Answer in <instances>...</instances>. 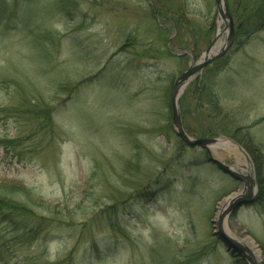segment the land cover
<instances>
[{
	"label": "rangeland",
	"instance_id": "1",
	"mask_svg": "<svg viewBox=\"0 0 264 264\" xmlns=\"http://www.w3.org/2000/svg\"><path fill=\"white\" fill-rule=\"evenodd\" d=\"M226 4L235 29L253 20L251 33L192 80L182 124L193 139L241 145L260 191L264 24L252 15L264 0ZM228 37L215 0H0V190L17 187L46 222L29 243L0 221V264L72 251L74 264H248L216 234L244 183L186 146L172 113L176 81ZM43 107L48 117L32 112ZM210 150L246 173L243 159ZM227 227L264 264V204Z\"/></svg>",
	"mask_w": 264,
	"mask_h": 264
},
{
	"label": "water",
	"instance_id": "2",
	"mask_svg": "<svg viewBox=\"0 0 264 264\" xmlns=\"http://www.w3.org/2000/svg\"><path fill=\"white\" fill-rule=\"evenodd\" d=\"M220 15V19L224 22L227 29H229V37L227 42L222 45V47L217 50L216 54H213V44L205 52L199 62L193 63L189 66L188 70L184 72L181 77L176 81L174 86V94L172 98V113L174 120V127L177 136L181 141L190 148H201L205 149L208 153V162L218 167L220 171L224 174L229 175L233 179L241 181L244 183L243 191L239 195L232 197L228 200L224 208L222 209L218 222H217V236L222 244L227 248L228 252L232 254H237L238 256L244 258L248 264H258L257 256L254 251L244 244L238 238L232 236V233L228 230L227 222L232 214L238 211L244 206L251 205L258 194V186L256 184V176L254 173V167L252 160L246 151L236 142L230 141L234 144L239 151L245 156L246 161L250 165V171L240 172L236 167H232L222 163L220 160L216 159L211 153L210 147L215 145L219 140L217 139H193L184 130L182 124V115L180 111V100L193 79L197 77L198 73H201L208 65L212 64L214 61L224 57L229 50L232 48L235 40V27L232 20V16L228 10L226 0H215ZM246 169V168H245Z\"/></svg>",
	"mask_w": 264,
	"mask_h": 264
},
{
	"label": "trees",
	"instance_id": "3",
	"mask_svg": "<svg viewBox=\"0 0 264 264\" xmlns=\"http://www.w3.org/2000/svg\"><path fill=\"white\" fill-rule=\"evenodd\" d=\"M262 14L260 13L261 10H256V12H254V14L252 15V18H257L259 17V24L261 26V24H264V10H262ZM251 18V17H250ZM250 20V21H249ZM248 22H246L245 24H243L239 30H238V37L243 34V35H247L249 36L251 32H244V29L248 28L250 26V23L253 22V20L249 19ZM258 24V25H259ZM256 27V29H254L252 32L257 31V29L260 27ZM32 112H36L37 114H39V116H44L48 117V115H50L49 110L46 109V107L43 108H37L35 111ZM6 113V110L5 112ZM35 113V114H36ZM13 143H15V141H10L9 143H6V145L16 148V145H13ZM17 187H12L10 189H4V190H0V221L2 224H6L8 227H10L12 229L13 232L15 233H21L20 234V240L21 241H25V242H32L34 240V238L43 233V231L46 229V222L44 225V216L42 213H38L36 212L34 209V207H31L30 205H28L27 203L23 202L21 203L20 198V193L21 190L15 189ZM40 205L39 208H44V204L41 203L40 201H38ZM257 204H264V187L261 186L260 187V191H259V195L258 198L255 201ZM116 207H111L108 208L104 211V215L105 214H112V215H116L117 209ZM93 248L97 249V244H93ZM1 248H0V260H1ZM74 260H75V255H74V251H72L71 253H69L68 255H66L65 259L62 260L59 263H55V264H74ZM236 261V260H235ZM245 263L244 260H240L238 259L235 263L239 264V263Z\"/></svg>",
	"mask_w": 264,
	"mask_h": 264
},
{
	"label": "bare ground",
	"instance_id": "4",
	"mask_svg": "<svg viewBox=\"0 0 264 264\" xmlns=\"http://www.w3.org/2000/svg\"><path fill=\"white\" fill-rule=\"evenodd\" d=\"M222 45H223L222 42H219L218 44H216L215 48L213 49V54H216L217 50H219L222 47ZM211 148H213L215 150L221 149L225 152V154L236 156L239 162H242V159H243L246 170L250 171V165L246 161V158L244 157V155L242 153H240L239 149L234 144H232L230 141L225 140V139H220L215 145L211 146ZM227 202L228 201L224 202L223 208ZM232 236H234V235L232 234ZM234 237H236V236H234ZM255 255L257 256L256 253H255Z\"/></svg>",
	"mask_w": 264,
	"mask_h": 264
}]
</instances>
